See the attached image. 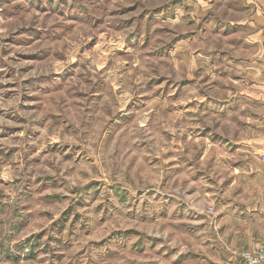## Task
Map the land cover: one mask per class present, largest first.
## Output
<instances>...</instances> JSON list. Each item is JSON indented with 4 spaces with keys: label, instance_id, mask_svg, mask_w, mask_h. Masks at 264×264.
Wrapping results in <instances>:
<instances>
[{
    "label": "clouds",
    "instance_id": "9594fccd",
    "mask_svg": "<svg viewBox=\"0 0 264 264\" xmlns=\"http://www.w3.org/2000/svg\"><path fill=\"white\" fill-rule=\"evenodd\" d=\"M264 264V0H0V264Z\"/></svg>",
    "mask_w": 264,
    "mask_h": 264
},
{
    "label": "rangeland",
    "instance_id": "374dc122",
    "mask_svg": "<svg viewBox=\"0 0 264 264\" xmlns=\"http://www.w3.org/2000/svg\"><path fill=\"white\" fill-rule=\"evenodd\" d=\"M185 264H186V262H185Z\"/></svg>",
    "mask_w": 264,
    "mask_h": 264
}]
</instances>
